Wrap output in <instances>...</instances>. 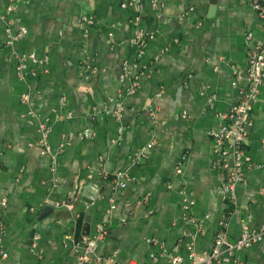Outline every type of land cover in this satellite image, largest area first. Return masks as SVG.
Wrapping results in <instances>:
<instances>
[{
  "label": "crops",
  "instance_id": "1",
  "mask_svg": "<svg viewBox=\"0 0 264 264\" xmlns=\"http://www.w3.org/2000/svg\"><path fill=\"white\" fill-rule=\"evenodd\" d=\"M127 1L19 0L10 11L0 0V264H77L85 251L72 240L100 230L87 264H171L189 247L210 251L222 222L232 244L244 226L264 225V86L244 145L250 165L229 199L210 137L264 38L255 0H144L140 11ZM135 16L153 35L142 54ZM136 80L118 117V95ZM237 256L264 264V234Z\"/></svg>",
  "mask_w": 264,
  "mask_h": 264
},
{
  "label": "built area",
  "instance_id": "2",
  "mask_svg": "<svg viewBox=\"0 0 264 264\" xmlns=\"http://www.w3.org/2000/svg\"><path fill=\"white\" fill-rule=\"evenodd\" d=\"M13 6L9 9L12 11L19 0H12ZM144 0H129L122 4V8L132 7L136 11H140L143 6ZM155 5L159 4L160 0H151ZM264 1V0H262ZM262 2L259 0L253 1V8L256 11L258 17L264 16V8ZM140 17L135 16L133 22L138 27L135 32L134 42L138 45L140 54L144 52V48L149 40L153 39L152 34H147L143 29L139 27ZM83 23L92 25L90 19H83ZM10 33V29L6 30ZM25 33L22 30L19 34L12 36L11 39H20ZM34 64L42 61H38L34 55L30 57ZM17 66L18 73L21 74L27 69L26 60L22 57ZM247 73L244 76L241 73H237L235 79L232 82V86L236 89V101L228 113L222 114L221 119L224 120L223 124L210 132V137L214 143V164L223 172V181L220 186V194L226 199L232 196V193L236 185L243 181L244 178V163L250 165V158L245 155L244 145L247 141L249 132L253 127V108L259 101L260 90L264 86V38L260 41L253 50L249 53L247 59ZM140 87L138 80L127 88L126 92H120L116 104L115 114L121 117L124 107L122 100L124 95H132ZM26 99V96H25ZM186 113H184V116ZM41 140L40 143L46 147L47 137L50 129V125L41 122L40 123ZM89 135V131L85 132V136ZM152 144L143 148L137 156L144 157L145 153L152 148ZM47 150V149H46ZM233 157L234 163H229V157ZM114 178L117 181L123 182L122 188L126 187L125 179L126 175L123 172H117L114 174ZM0 206L6 207L7 200L3 199L0 202ZM66 208L71 209V204L63 205ZM191 206V205H190ZM221 230L217 233L214 247L210 251L197 253L192 247H189L188 258L175 256L171 259V264H244L243 261L237 256L244 247L259 241L264 234V225L259 232L249 231L244 226V232L242 238L235 244L230 243L227 240L226 233L223 230L225 223L222 222ZM106 231L100 230L98 235L94 238L83 237L80 241L76 242L72 240L74 244V252L78 253L81 249H84L85 255L78 259L77 264H87L89 262V254H91L98 241L104 239ZM223 249V252H222ZM7 253L0 249V259L7 258Z\"/></svg>",
  "mask_w": 264,
  "mask_h": 264
},
{
  "label": "water",
  "instance_id": "3",
  "mask_svg": "<svg viewBox=\"0 0 264 264\" xmlns=\"http://www.w3.org/2000/svg\"><path fill=\"white\" fill-rule=\"evenodd\" d=\"M210 2V4H215L216 3V0H211V1H209ZM83 195H84V193H83ZM90 204V203H89ZM86 229L85 230H88V225H86V227H85Z\"/></svg>",
  "mask_w": 264,
  "mask_h": 264
},
{
  "label": "rangeland",
  "instance_id": "4",
  "mask_svg": "<svg viewBox=\"0 0 264 264\" xmlns=\"http://www.w3.org/2000/svg\"><path fill=\"white\" fill-rule=\"evenodd\" d=\"M235 79V78H234Z\"/></svg>",
  "mask_w": 264,
  "mask_h": 264
}]
</instances>
